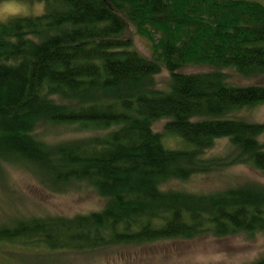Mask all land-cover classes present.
Instances as JSON below:
<instances>
[{
  "label": "trees",
  "instance_id": "1",
  "mask_svg": "<svg viewBox=\"0 0 264 264\" xmlns=\"http://www.w3.org/2000/svg\"><path fill=\"white\" fill-rule=\"evenodd\" d=\"M41 15L0 22V167L25 166L55 192L86 183L102 209L20 218L0 242L85 252L168 239L264 235V184L211 192L163 189L234 164L264 175V84L229 82L227 70L264 77V0H28ZM129 25L152 41L146 57ZM206 66L210 70H182ZM166 69V89L156 76ZM191 144L168 148L153 129ZM51 127L93 133L56 142ZM234 150L204 158L218 139ZM251 264H264V257Z\"/></svg>",
  "mask_w": 264,
  "mask_h": 264
},
{
  "label": "rangeland",
  "instance_id": "2",
  "mask_svg": "<svg viewBox=\"0 0 264 264\" xmlns=\"http://www.w3.org/2000/svg\"><path fill=\"white\" fill-rule=\"evenodd\" d=\"M45 10L43 1L0 0V22L15 16L41 15ZM126 35L133 39L134 48L144 56H155L152 41L138 34L133 25H129ZM208 70L210 68L206 66H194L182 71L194 73ZM226 72L229 82L233 84H264V77H242L233 69ZM155 79L158 88L166 89L170 81L169 72L163 69ZM243 114L253 121L264 122V105L256 106ZM167 121L168 119L162 118L153 124V129L163 134L165 145L177 150L190 148V143L166 131ZM43 132L44 139L50 142L93 134L77 131L72 127H51ZM260 139L264 142V135ZM233 150L229 139L222 138L203 157H224ZM251 181L264 184V175L251 165L234 164L196 174L188 180H171L162 188L211 192ZM104 204L105 199L86 183L76 184L65 192H55L21 164L5 162L0 167V227L10 225L20 218L87 214L102 209ZM262 257L263 234L175 238L85 252H49L42 248L0 242V264H251Z\"/></svg>",
  "mask_w": 264,
  "mask_h": 264
}]
</instances>
